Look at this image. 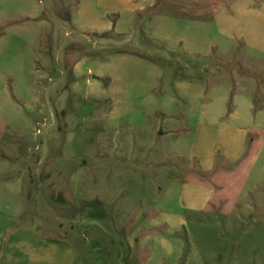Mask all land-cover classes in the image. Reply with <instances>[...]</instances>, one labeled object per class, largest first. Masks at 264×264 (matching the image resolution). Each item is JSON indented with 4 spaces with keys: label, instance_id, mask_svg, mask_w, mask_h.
I'll list each match as a JSON object with an SVG mask.
<instances>
[{
    "label": "rangeland",
    "instance_id": "obj_1",
    "mask_svg": "<svg viewBox=\"0 0 264 264\" xmlns=\"http://www.w3.org/2000/svg\"><path fill=\"white\" fill-rule=\"evenodd\" d=\"M245 2L158 0L134 26L109 0H0V212L76 264H264V55L217 20ZM202 121L249 129L244 159L211 137L197 173ZM189 181L216 205L187 212Z\"/></svg>",
    "mask_w": 264,
    "mask_h": 264
},
{
    "label": "crops",
    "instance_id": "obj_2",
    "mask_svg": "<svg viewBox=\"0 0 264 264\" xmlns=\"http://www.w3.org/2000/svg\"><path fill=\"white\" fill-rule=\"evenodd\" d=\"M176 1L181 2V0ZM247 1L250 3L245 2V4L237 6V8L232 9V12L222 10L217 16V20L223 25L222 32L229 37L230 41L239 42L245 48L252 51L256 50L264 55V7L254 6L250 0ZM157 2L158 0H109L108 9L111 10H107L106 15L108 18L114 16V24H116L117 15L125 13L127 16L132 17V24L136 26L140 15L150 8H154ZM182 3L185 2L182 1ZM105 5L104 7H107ZM117 8H121V11ZM215 9L216 7L213 6V10ZM92 28L94 29V26ZM110 28L111 26H105L108 32L115 30H109ZM123 35L129 36L130 34ZM248 109L251 110L252 108H247L243 118L238 111L233 113L231 115L232 121L242 120V122H245ZM224 117V114H220L216 120L221 121ZM218 121L200 122V144L204 149L200 154L193 156L198 165L197 173L211 175L215 172L217 156L212 150H207V147H205L211 137H217L222 144L223 153L221 158L225 161L226 165L224 166L239 163L246 156L249 129L218 125ZM182 190L186 202H184L183 207L191 215L204 213L209 211L210 206L216 205L212 198V191L207 189L204 183L189 181ZM167 215L168 219H173V216ZM174 221V224L170 225L172 231H178L181 226L186 224L185 219L182 217ZM160 225L163 224L160 223ZM159 236L158 240L162 243L165 242V239L161 235ZM148 239L150 238L146 240ZM76 261L77 254L74 247L57 239L46 237L44 233L38 231L36 226H23L17 218L0 212V264H76Z\"/></svg>",
    "mask_w": 264,
    "mask_h": 264
},
{
    "label": "trees",
    "instance_id": "obj_3",
    "mask_svg": "<svg viewBox=\"0 0 264 264\" xmlns=\"http://www.w3.org/2000/svg\"><path fill=\"white\" fill-rule=\"evenodd\" d=\"M215 7H217V4H214ZM98 205H94V212H93V218L94 220H102V215L106 212L104 209V206L102 203H97Z\"/></svg>",
    "mask_w": 264,
    "mask_h": 264
}]
</instances>
